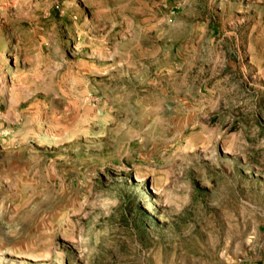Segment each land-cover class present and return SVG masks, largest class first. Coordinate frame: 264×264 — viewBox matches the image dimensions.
<instances>
[{
    "label": "rangeland",
    "instance_id": "rangeland-1",
    "mask_svg": "<svg viewBox=\"0 0 264 264\" xmlns=\"http://www.w3.org/2000/svg\"><path fill=\"white\" fill-rule=\"evenodd\" d=\"M0 264H264V0H0Z\"/></svg>",
    "mask_w": 264,
    "mask_h": 264
}]
</instances>
